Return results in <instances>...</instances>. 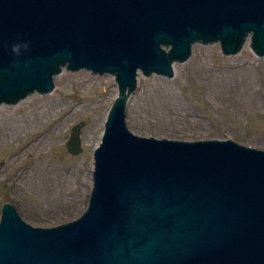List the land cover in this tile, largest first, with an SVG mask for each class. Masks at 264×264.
<instances>
[{"label": "water", "instance_id": "water-1", "mask_svg": "<svg viewBox=\"0 0 264 264\" xmlns=\"http://www.w3.org/2000/svg\"><path fill=\"white\" fill-rule=\"evenodd\" d=\"M196 44L224 56L248 44L264 62V0H0V107L85 74L117 86L85 209L36 226L5 202L0 264H264V149L127 125L139 75L174 78ZM83 126L64 143L71 154Z\"/></svg>", "mask_w": 264, "mask_h": 264}, {"label": "rangeland", "instance_id": "rangeland-1", "mask_svg": "<svg viewBox=\"0 0 264 264\" xmlns=\"http://www.w3.org/2000/svg\"><path fill=\"white\" fill-rule=\"evenodd\" d=\"M193 47L195 59L176 64L174 78L139 75V88L128 100L129 129L156 138L232 139L264 149L263 60L248 44L226 56L219 46ZM116 94L113 76L85 74L57 81L52 93L0 107V212L9 202L36 226L83 212L93 150ZM80 121L82 151L71 154L64 143Z\"/></svg>", "mask_w": 264, "mask_h": 264}, {"label": "bare ground", "instance_id": "bare-ground-1", "mask_svg": "<svg viewBox=\"0 0 264 264\" xmlns=\"http://www.w3.org/2000/svg\"><path fill=\"white\" fill-rule=\"evenodd\" d=\"M246 43H248V39H247V41H246ZM194 46V45H193ZM126 119H127V117H126ZM38 140V139H37ZM91 171V170H90ZM87 172V171H86ZM85 178H87V177H85ZM90 178V177H89ZM88 180V179H87ZM90 180V179H89ZM90 182V181H89ZM88 187V186H87ZM89 188V187H88ZM88 190V189H87Z\"/></svg>", "mask_w": 264, "mask_h": 264}]
</instances>
